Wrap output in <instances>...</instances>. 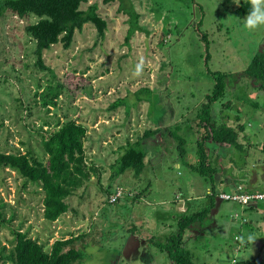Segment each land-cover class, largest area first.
I'll return each mask as SVG.
<instances>
[{
    "label": "rangeland",
    "instance_id": "1",
    "mask_svg": "<svg viewBox=\"0 0 264 264\" xmlns=\"http://www.w3.org/2000/svg\"><path fill=\"white\" fill-rule=\"evenodd\" d=\"M130 1L143 30L129 43L128 16L119 12V2L90 0L86 7L97 4L109 22L105 37L86 25L69 49L60 43L45 51L49 70L36 65V45L25 31L38 18L11 14L0 20V152H30L45 161L41 132L74 119L88 128L87 162L98 169L68 200L70 211L50 223L43 216V191L0 168V212L11 220L0 227V264H15L17 232L47 250L57 239L79 237L74 246L86 259L76 264H171L153 244L177 234L183 214L209 206L213 187L218 195L210 217L185 233L195 264H264V201L242 207L219 198L239 187L264 191V83L245 74L255 55L264 53V26L248 31L242 26L246 16H235L249 0ZM215 73L231 75L225 97L213 105L215 124L238 131L242 149L206 143L207 165L216 171L212 183L192 167L201 164L197 145L206 131L197 115ZM61 83L69 87L59 96ZM144 88L152 91L140 96L151 102H137L135 94ZM123 98L131 109H112ZM176 136L185 140L184 154ZM139 140L147 152L144 172L112 178L120 150ZM117 189L124 196L112 204ZM249 234L254 242L241 245L237 237Z\"/></svg>",
    "mask_w": 264,
    "mask_h": 264
},
{
    "label": "trees",
    "instance_id": "2",
    "mask_svg": "<svg viewBox=\"0 0 264 264\" xmlns=\"http://www.w3.org/2000/svg\"><path fill=\"white\" fill-rule=\"evenodd\" d=\"M117 1L119 12H124L128 16L129 27L126 43H129L137 32L143 30L140 26L141 15L130 0H103L104 4H113ZM89 3L90 0H0V20H6L11 14L19 19L31 16L38 18L37 22L26 26L25 31L36 45L34 50V56L37 58L36 65L43 70H49L44 63L45 51L60 43L65 49H69L76 33L82 31L86 25L94 26L99 36L105 37L109 22L100 14L97 4H90L86 7ZM250 10L251 4L247 1L243 2L234 14L237 17H245ZM215 74L213 91L207 96V102L202 105L201 112L197 115L200 119V127L206 131L205 136L199 140L197 145V154L201 157V164L199 168L192 167L201 176L211 178L212 183L213 173L216 171L207 165L206 143L211 142L218 146L242 149L238 131L228 127L226 123L215 124L212 115L213 105L225 97L227 79L231 76L229 73ZM245 74L264 83V53L255 55L245 70ZM66 87L69 85L64 83L58 85L59 96ZM261 88L264 89V84ZM151 91L144 88L135 95H147ZM128 100L126 98L117 100L112 109L126 106L127 110H130ZM143 100L151 102L152 97L144 96ZM143 100L140 96L137 102ZM57 125V130L42 131L40 134L44 153L47 156L45 161L38 159L30 152H0V168L17 172L25 180V185L30 183L43 191V216L50 223L57 222L70 211L68 200L91 181L94 174L98 173V169L87 162L85 140L88 128L74 119H68ZM46 126L50 124L47 122ZM240 129L244 130L243 127ZM159 132L161 129L146 131L144 137L148 138ZM175 138L180 143L181 154H184V138L180 136ZM262 152H264V146ZM119 154L113 166L112 178H119L129 170L134 172L135 177H140L146 168L147 157L141 140L128 143ZM251 190L253 189L250 191L246 189L248 192H252ZM212 191V194H208V198L211 199L209 206L200 212L192 215L183 214L180 217L177 234H171L165 242L154 243L153 241V245L171 264H195L193 253L184 246L185 233L195 223H203L210 217L216 206L218 195L215 187ZM10 221L0 212V227L9 224ZM16 235L13 252L15 264H76L86 259L84 250L74 246L79 237L57 239L47 250L45 244L30 237L29 234L17 232Z\"/></svg>",
    "mask_w": 264,
    "mask_h": 264
},
{
    "label": "clouds",
    "instance_id": "3",
    "mask_svg": "<svg viewBox=\"0 0 264 264\" xmlns=\"http://www.w3.org/2000/svg\"><path fill=\"white\" fill-rule=\"evenodd\" d=\"M234 3L239 5L238 0H234ZM249 3L251 4V10L248 12L247 16L243 18L242 26L248 31H253L264 26V0H249ZM142 65L143 61L137 65V74L142 72ZM237 239L240 241V244L243 245L245 243H253L255 237L249 234L246 240L244 236H239ZM233 264H235V261H233Z\"/></svg>",
    "mask_w": 264,
    "mask_h": 264
},
{
    "label": "built area",
    "instance_id": "4",
    "mask_svg": "<svg viewBox=\"0 0 264 264\" xmlns=\"http://www.w3.org/2000/svg\"><path fill=\"white\" fill-rule=\"evenodd\" d=\"M123 196V190L117 189L116 192L110 196V203H118ZM220 197L223 201H231L240 204L242 207H247L252 204L258 203L259 201H263L264 191L257 190L255 192H248L244 188L239 187L235 191L229 193L222 192L221 194H219V198Z\"/></svg>",
    "mask_w": 264,
    "mask_h": 264
},
{
    "label": "crops",
    "instance_id": "5",
    "mask_svg": "<svg viewBox=\"0 0 264 264\" xmlns=\"http://www.w3.org/2000/svg\"><path fill=\"white\" fill-rule=\"evenodd\" d=\"M245 262V261H244Z\"/></svg>",
    "mask_w": 264,
    "mask_h": 264
}]
</instances>
